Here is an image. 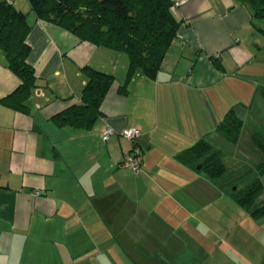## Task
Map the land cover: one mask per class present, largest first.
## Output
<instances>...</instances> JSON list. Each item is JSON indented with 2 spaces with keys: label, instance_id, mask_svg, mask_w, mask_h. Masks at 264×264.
Returning <instances> with one entry per match:
<instances>
[{
  "label": "crops",
  "instance_id": "obj_1",
  "mask_svg": "<svg viewBox=\"0 0 264 264\" xmlns=\"http://www.w3.org/2000/svg\"><path fill=\"white\" fill-rule=\"evenodd\" d=\"M5 1L27 14L26 62L37 86L25 112L5 104L20 82L0 54V264H261L264 217L179 158L204 140L235 151L231 169L246 171L240 137L229 148L216 132L231 108L241 133L252 125L250 142L264 136L256 0H181L155 78L136 72L128 81L126 54L35 19L26 0ZM86 68L114 78L101 115L89 130L58 126L53 118L81 103ZM131 127L135 143L122 136ZM106 128L114 134L103 141ZM133 146L138 172L119 165ZM245 148L257 156L252 143Z\"/></svg>",
  "mask_w": 264,
  "mask_h": 264
},
{
  "label": "trees",
  "instance_id": "obj_2",
  "mask_svg": "<svg viewBox=\"0 0 264 264\" xmlns=\"http://www.w3.org/2000/svg\"><path fill=\"white\" fill-rule=\"evenodd\" d=\"M35 19L58 26L79 40L124 53L129 59L127 81L139 72L154 79L172 45L178 23L172 15V0H26ZM254 17L264 19V0H256ZM30 30L27 14L0 0V54L6 68L19 80V86L3 100L19 111H26V101L36 88V77L26 62L30 51L26 38ZM215 62V61H214ZM87 82L81 92L80 104L72 106L53 119L58 126L68 125L89 130L101 115L100 105L114 78L108 74L85 69ZM119 91L125 92V86ZM243 122L229 109L217 124L216 132L235 145ZM252 145L263 160L256 165L251 182L242 188V172L228 169L224 153L200 140L179 158L205 174L210 183L230 193L235 202L254 218L264 217V203H258L263 188L264 136L253 133ZM240 176V178L237 177ZM236 177V178H235Z\"/></svg>",
  "mask_w": 264,
  "mask_h": 264
},
{
  "label": "rangeland",
  "instance_id": "obj_3",
  "mask_svg": "<svg viewBox=\"0 0 264 264\" xmlns=\"http://www.w3.org/2000/svg\"><path fill=\"white\" fill-rule=\"evenodd\" d=\"M261 102L264 105V101L262 100ZM252 131H253L252 130V125H250V124L245 125L244 126V129H243V132L240 135V141H239V143L241 145V146L239 145L240 146V150L242 152H244V150H245V152H244L245 155L243 154L245 157H242V161L245 163V166H247L246 167L247 168L246 171L245 170L244 171L243 170L241 171L242 172V177L245 176L249 180L251 179L252 173H254V165H257L259 162H261L263 160V157L261 156V153L259 151H256L257 152L256 153L257 156H255V155H252V153L248 149L245 148V144L248 145L250 143V145H251L250 135H251ZM232 146H234V145H229V148H232ZM223 153H224V159L226 158V161H229V163L226 164L227 166H229L228 169L232 170L231 168L232 167H235L234 164H237L236 162H234L232 164V161L235 160V158L232 157L235 154V151H233V150L228 151V149L226 148V151L223 152ZM230 161H231V163H230ZM238 177L240 178V176H238ZM263 182H264V178H263ZM263 259H264V256H263ZM263 259L261 261V264L263 262Z\"/></svg>",
  "mask_w": 264,
  "mask_h": 264
},
{
  "label": "built area",
  "instance_id": "obj_4",
  "mask_svg": "<svg viewBox=\"0 0 264 264\" xmlns=\"http://www.w3.org/2000/svg\"><path fill=\"white\" fill-rule=\"evenodd\" d=\"M172 1L174 2V6H179L182 3L181 0H172ZM113 134L114 133L110 128H106L102 133V140L107 141ZM122 136L127 140L131 141L132 143H135L140 136V132L135 127H131L126 129L122 133ZM140 164H141V156L139 150L133 146V148L128 153L125 154L119 165L124 168H129L134 172H138L140 168Z\"/></svg>",
  "mask_w": 264,
  "mask_h": 264
},
{
  "label": "water",
  "instance_id": "obj_5",
  "mask_svg": "<svg viewBox=\"0 0 264 264\" xmlns=\"http://www.w3.org/2000/svg\"><path fill=\"white\" fill-rule=\"evenodd\" d=\"M262 264H264V259H263V262H262Z\"/></svg>",
  "mask_w": 264,
  "mask_h": 264
}]
</instances>
